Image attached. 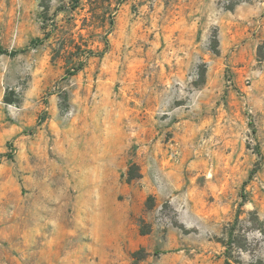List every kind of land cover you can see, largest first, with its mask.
I'll list each match as a JSON object with an SVG mask.
<instances>
[{
	"label": "rangeland",
	"instance_id": "rangeland-1",
	"mask_svg": "<svg viewBox=\"0 0 264 264\" xmlns=\"http://www.w3.org/2000/svg\"><path fill=\"white\" fill-rule=\"evenodd\" d=\"M0 51V264L264 260V0H0Z\"/></svg>",
	"mask_w": 264,
	"mask_h": 264
},
{
	"label": "trees",
	"instance_id": "trees-1",
	"mask_svg": "<svg viewBox=\"0 0 264 264\" xmlns=\"http://www.w3.org/2000/svg\"><path fill=\"white\" fill-rule=\"evenodd\" d=\"M4 51H0V55ZM262 60H264V57H262ZM7 101L10 102V99L8 97L5 98ZM255 171H253L250 175V179L254 175ZM128 180L132 181L136 178H139L141 176V172L139 169V166L136 163H133L128 172H127ZM247 182H245L244 185H246ZM244 200L241 203V207L244 205V202L246 201V193L243 191L241 195ZM242 210V209H241ZM241 213H238L232 223L229 225V229L227 230V240L224 241V246L226 247L225 249V264H235L239 262V259L235 256V253H241L243 251H250L253 247L257 245L258 242H260V239L258 237H255L254 242L250 241V236L249 233L241 232L237 229L238 224L240 223ZM258 216V215H257ZM249 225H252V230L254 232H258L262 235V240H264V225L261 224L259 217L254 218L253 220H250L247 222ZM257 241V242H256ZM257 264H264L263 259H258L256 260Z\"/></svg>",
	"mask_w": 264,
	"mask_h": 264
}]
</instances>
